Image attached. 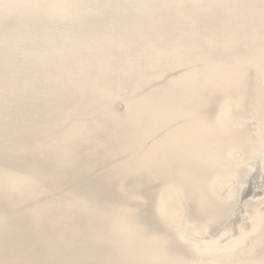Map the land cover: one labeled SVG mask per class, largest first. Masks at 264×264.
<instances>
[{
  "label": "snow or ice",
  "instance_id": "snow-or-ice-1",
  "mask_svg": "<svg viewBox=\"0 0 264 264\" xmlns=\"http://www.w3.org/2000/svg\"><path fill=\"white\" fill-rule=\"evenodd\" d=\"M23 7L0 0V25L14 31ZM260 9L264 23V0ZM221 48L224 54H218ZM122 91V135L113 136L108 126L90 127L87 110L79 120V139L104 138L95 199L72 191L56 195L74 178L66 165L48 168L35 158L58 141H24L6 127L0 155L5 161L30 159L23 170L0 167V246L16 253L0 264H264V208L228 243L212 239L223 213L199 179L196 160L185 154L193 140H210L227 147V159L239 155L246 159L242 167H259L264 175V41L257 58L233 43L201 46L194 39L172 51L167 66L153 75L133 73ZM244 125L250 132L259 127V146L254 135L245 144L234 140L235 128ZM66 207L91 221L67 243L71 257L62 256L63 238L56 242L47 231L63 221L55 213ZM257 236L259 252L251 243Z\"/></svg>",
  "mask_w": 264,
  "mask_h": 264
},
{
  "label": "bare ground",
  "instance_id": "bare-ground-1",
  "mask_svg": "<svg viewBox=\"0 0 264 264\" xmlns=\"http://www.w3.org/2000/svg\"><path fill=\"white\" fill-rule=\"evenodd\" d=\"M153 1L155 5L138 8L134 16L124 8L117 9L113 15L124 24L125 30L111 31L103 28V25L87 29L105 13L86 7L84 0H16L25 5L20 11L26 10L35 17L31 20L82 30L84 36L82 40V35L77 38L79 47L66 50L58 58L52 56L46 62V68L31 64L22 77L12 80L6 76L12 64L0 68V122L4 132L0 143L5 137L6 122L10 120L8 109L12 102L19 100L30 105L37 114L28 121L29 125L18 139H38L49 144L53 140L58 141L50 151L35 159L48 168L63 164L66 165L67 173L87 174L94 179L96 170L105 165L104 138L99 143H85L79 139L82 133L80 117L87 110L90 127L100 130L108 126L113 136L122 135L126 127L122 119L126 109L122 90L128 87L133 73L153 75L167 66L172 51L191 44L194 39L201 46H206L208 42L220 45L233 43L240 51L259 57L264 41L260 0ZM218 54H224L222 48ZM28 86L43 88L50 102L52 100L56 105H34L27 96ZM118 102L123 104L120 110L114 108ZM61 121L68 123L64 125ZM247 127L235 128L234 140L245 144L254 135L256 145L259 146V127L254 129V134ZM227 151V147L210 140H193L185 149V154L196 160L194 168L199 170V179L209 190L218 208H224L231 202L233 178H237L238 171L246 162L239 155L227 159ZM28 159L22 157L5 161L0 155V167L7 164L23 170ZM2 182L3 176L0 175V184ZM262 188V193L254 191L249 195L250 201L245 202L235 231H225L230 236H224L222 232L220 236L211 238H222L228 243L232 237L240 235L242 227L247 225L250 228L252 215L264 208L261 204L264 184ZM213 189L215 195H212ZM69 191L93 199L99 196L98 192L89 194L69 186L56 195L63 197ZM0 206L3 207V201H0ZM55 214L62 215L63 221L55 227H49L47 231L56 242H61L63 238L65 247L62 256L71 257L74 250L66 245L72 241L74 233L90 224V218L83 211L67 207ZM117 240L124 242L127 237H117ZM251 243L255 244L259 252V236ZM1 247L0 258L16 254L13 249L5 250Z\"/></svg>",
  "mask_w": 264,
  "mask_h": 264
},
{
  "label": "water",
  "instance_id": "water-1",
  "mask_svg": "<svg viewBox=\"0 0 264 264\" xmlns=\"http://www.w3.org/2000/svg\"><path fill=\"white\" fill-rule=\"evenodd\" d=\"M155 4L156 2L153 0H84L86 7L93 10H101L105 13L100 19H95L87 29L103 25L106 30H125L124 24L117 21L113 15L117 9L124 8L131 16H134L138 13L136 12L138 8ZM19 15L20 20L17 22L14 31H7L0 25V68L8 65V63L12 64L9 72H6L9 80L22 77L26 69L31 67V64L38 68H46V62L52 56H57L58 58L66 50L79 47L77 38L82 35L81 40L83 39L84 31L82 30L57 27L31 20V18L35 17L26 10L20 11ZM65 55L63 54V56ZM27 96L36 106L53 105L54 103L52 100L50 102L43 88L37 89L28 86ZM114 108L120 110L123 108V104L118 102L114 105ZM8 110L10 120L6 122V125L10 131L18 132L19 135L24 133L26 126L29 125L28 121L37 114L34 109L30 108V105H25L19 100L12 102ZM251 133L254 134V129L251 130ZM3 134V127L0 122V138H2ZM16 167L20 166L16 165ZM241 173H246V175H241ZM68 175L74 179L69 180L67 186L89 194H97L92 187L93 176L72 174L71 172ZM236 179L238 182L236 184L233 183L231 202L224 208H219L223 216L221 222L213 226L212 231L215 232V235L212 237H218L228 229L235 231L236 224L240 221V213L244 211L243 206L245 202L250 201L249 195L254 191L262 193L263 188L261 189V187L264 184V175H262L259 167L255 171H248L247 167L240 168ZM98 194L100 195V193ZM230 204L231 207H229Z\"/></svg>",
  "mask_w": 264,
  "mask_h": 264
}]
</instances>
